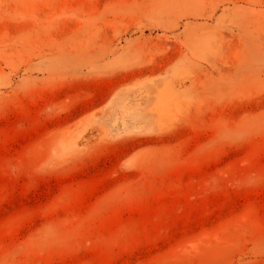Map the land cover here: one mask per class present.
Listing matches in <instances>:
<instances>
[{"label":"rangeland","instance_id":"374dc122","mask_svg":"<svg viewBox=\"0 0 264 264\" xmlns=\"http://www.w3.org/2000/svg\"><path fill=\"white\" fill-rule=\"evenodd\" d=\"M0 264H264V0H0Z\"/></svg>","mask_w":264,"mask_h":264}]
</instances>
